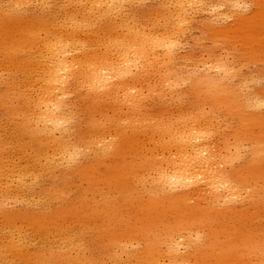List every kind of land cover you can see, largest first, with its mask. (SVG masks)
I'll return each mask as SVG.
<instances>
[{
  "label": "bare ground",
  "instance_id": "bare-ground-1",
  "mask_svg": "<svg viewBox=\"0 0 264 264\" xmlns=\"http://www.w3.org/2000/svg\"><path fill=\"white\" fill-rule=\"evenodd\" d=\"M263 81L264 0H0V264H264Z\"/></svg>",
  "mask_w": 264,
  "mask_h": 264
},
{
  "label": "rangeland",
  "instance_id": "rangeland-1",
  "mask_svg": "<svg viewBox=\"0 0 264 264\" xmlns=\"http://www.w3.org/2000/svg\"><path fill=\"white\" fill-rule=\"evenodd\" d=\"M200 36H201V34L198 33L196 37H200ZM204 43L206 45H208L210 43V41L207 39L204 41ZM201 47L202 46H200V45H196V41L192 40L191 43L189 42V44L186 46V51L188 53H191L192 50H194V49H198V51H201ZM251 68L252 69H258V66L257 65H251ZM263 86H264V81H263Z\"/></svg>",
  "mask_w": 264,
  "mask_h": 264
}]
</instances>
